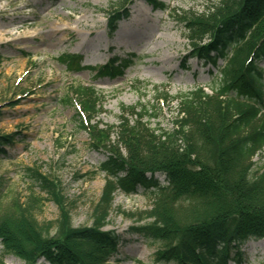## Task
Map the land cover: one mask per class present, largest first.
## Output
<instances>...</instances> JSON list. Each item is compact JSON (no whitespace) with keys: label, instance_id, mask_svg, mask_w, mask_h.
I'll return each instance as SVG.
<instances>
[{"label":"trees","instance_id":"16d2710c","mask_svg":"<svg viewBox=\"0 0 264 264\" xmlns=\"http://www.w3.org/2000/svg\"><path fill=\"white\" fill-rule=\"evenodd\" d=\"M130 1L111 4L106 11L110 34L129 17ZM183 15L179 18L192 57L218 71L210 91L199 87L178 96L179 118L170 130L153 129L144 121L158 118L157 108L150 112L141 104L122 106L112 142L111 129L88 126L102 109L100 93L76 86L72 93L81 107L79 128L88 133L92 146L108 154L100 167L106 181L92 224L71 227L63 214L51 235L37 222L33 205L16 199L9 207L0 205L6 253L28 264L40 256L51 264H116L111 262L119 253L120 236L104 229L107 218L117 191L132 195L139 188L148 192L153 206L132 230L159 246L155 264H241V247L264 238V171L253 174V158L264 148V68L259 67L264 62V0H218L206 12ZM63 60L67 66L81 65L78 55ZM115 62L117 58L99 67L98 74L122 75L131 64ZM158 101H168L167 95ZM13 139L0 134V158Z\"/></svg>","mask_w":264,"mask_h":264},{"label":"rangeland","instance_id":"374dc122","mask_svg":"<svg viewBox=\"0 0 264 264\" xmlns=\"http://www.w3.org/2000/svg\"><path fill=\"white\" fill-rule=\"evenodd\" d=\"M122 1L0 0V134L14 138L0 158V205L9 207L16 199L33 205L37 222L51 235L63 214L71 227L90 226L106 181L100 167L108 154L92 146L88 133L79 128L78 103L71 94L76 86L99 91L103 106L88 126L111 129L113 142L122 106L141 104L150 112L157 108L158 118L144 121L153 129L170 130L179 118L175 99L208 88L218 73L192 57L179 18L206 12L218 0H156L166 10L147 0H131L130 17L111 36L106 11ZM77 54L81 65L67 66L63 57ZM112 58L131 64L122 75L98 74L97 67ZM162 94L168 101H158ZM253 161V174L263 172L264 148ZM152 206L143 188L132 195L115 193L104 228L120 236L119 253L111 263L155 264L159 246L132 230ZM241 254V264H264V238L247 241ZM0 264L28 263L6 253L0 239ZM35 264L51 263L40 256Z\"/></svg>","mask_w":264,"mask_h":264}]
</instances>
